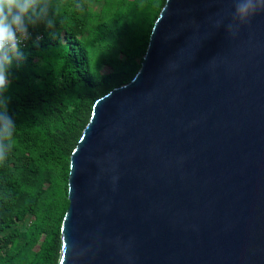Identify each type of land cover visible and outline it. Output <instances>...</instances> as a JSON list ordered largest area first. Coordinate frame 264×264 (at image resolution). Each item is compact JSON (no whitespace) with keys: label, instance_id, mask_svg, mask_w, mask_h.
I'll return each mask as SVG.
<instances>
[{"label":"water","instance_id":"obj_1","mask_svg":"<svg viewBox=\"0 0 264 264\" xmlns=\"http://www.w3.org/2000/svg\"><path fill=\"white\" fill-rule=\"evenodd\" d=\"M232 8L167 0L135 78L95 103L59 264H264V14L232 38Z\"/></svg>","mask_w":264,"mask_h":264},{"label":"trees","instance_id":"obj_2","mask_svg":"<svg viewBox=\"0 0 264 264\" xmlns=\"http://www.w3.org/2000/svg\"><path fill=\"white\" fill-rule=\"evenodd\" d=\"M167 0H58L10 69L13 150L0 164V264H59L71 156L95 103L142 67Z\"/></svg>","mask_w":264,"mask_h":264},{"label":"clouds","instance_id":"obj_3","mask_svg":"<svg viewBox=\"0 0 264 264\" xmlns=\"http://www.w3.org/2000/svg\"><path fill=\"white\" fill-rule=\"evenodd\" d=\"M229 13H217L215 27L223 26L229 36L235 38L253 18L264 14V0H230ZM230 16V22L225 20ZM59 19L58 0H0V164H3L14 148L17 122L9 114L10 69L14 61L23 60L22 47L31 38L30 28L44 25L53 30ZM117 177H113L115 183ZM81 251L79 255H83ZM131 259V257H127Z\"/></svg>","mask_w":264,"mask_h":264},{"label":"built area","instance_id":"obj_4","mask_svg":"<svg viewBox=\"0 0 264 264\" xmlns=\"http://www.w3.org/2000/svg\"><path fill=\"white\" fill-rule=\"evenodd\" d=\"M25 46V45H24Z\"/></svg>","mask_w":264,"mask_h":264}]
</instances>
